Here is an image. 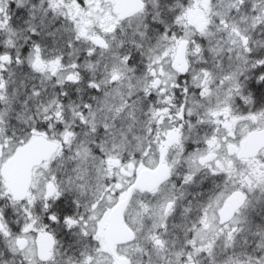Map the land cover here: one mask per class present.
I'll return each instance as SVG.
<instances>
[{"label": "snow or ice", "instance_id": "snow-or-ice-1", "mask_svg": "<svg viewBox=\"0 0 264 264\" xmlns=\"http://www.w3.org/2000/svg\"><path fill=\"white\" fill-rule=\"evenodd\" d=\"M0 264H264V0H0Z\"/></svg>", "mask_w": 264, "mask_h": 264}]
</instances>
